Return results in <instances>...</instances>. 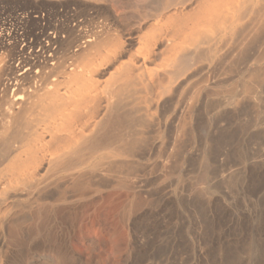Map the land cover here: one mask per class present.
<instances>
[{"label":"bare ground","instance_id":"1","mask_svg":"<svg viewBox=\"0 0 264 264\" xmlns=\"http://www.w3.org/2000/svg\"><path fill=\"white\" fill-rule=\"evenodd\" d=\"M62 1L19 0L0 23V264H11L8 228L35 208L66 238L82 198L124 184L149 193L135 170L169 169L212 112L243 106L260 122L264 0H68L83 14H53ZM251 161L263 174L264 151ZM205 164L206 175L224 167L218 155ZM233 173L217 179L242 192Z\"/></svg>","mask_w":264,"mask_h":264},{"label":"rangeland","instance_id":"2","mask_svg":"<svg viewBox=\"0 0 264 264\" xmlns=\"http://www.w3.org/2000/svg\"><path fill=\"white\" fill-rule=\"evenodd\" d=\"M18 1L0 0V23H13L20 13ZM63 4L66 7L68 0ZM64 6L52 13L66 16L73 11L83 12L77 6ZM259 65L264 68V58ZM262 77L260 94L256 96L262 111L261 124L256 125V114L243 106L237 116L218 118L212 112L193 135H184L179 144L182 149H178L166 173L161 169L135 170V174L149 178V193L124 184L95 197L82 198L73 206L74 231L66 238H59L45 205L35 208L32 221L8 228L5 245L10 248V263L264 264V173L257 174L251 164L264 151ZM235 88L233 82L220 93L229 95ZM190 154L192 159L187 157ZM209 155L220 156L224 167L206 175L205 158ZM229 170L236 175L232 180L242 170V192L217 179L221 171Z\"/></svg>","mask_w":264,"mask_h":264}]
</instances>
